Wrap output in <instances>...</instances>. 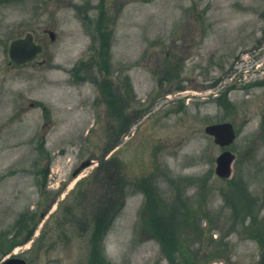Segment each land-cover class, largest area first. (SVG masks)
<instances>
[{
  "label": "rangeland",
  "instance_id": "1",
  "mask_svg": "<svg viewBox=\"0 0 264 264\" xmlns=\"http://www.w3.org/2000/svg\"><path fill=\"white\" fill-rule=\"evenodd\" d=\"M27 33L42 51L14 64L9 44ZM219 121L236 133L228 179L204 132ZM263 253L264 0H0V262Z\"/></svg>",
  "mask_w": 264,
  "mask_h": 264
},
{
  "label": "water",
  "instance_id": "2",
  "mask_svg": "<svg viewBox=\"0 0 264 264\" xmlns=\"http://www.w3.org/2000/svg\"><path fill=\"white\" fill-rule=\"evenodd\" d=\"M41 51V46L34 43L33 37L30 33L26 34L23 38H17L11 41L9 45V57L17 63L23 64L33 60L36 55ZM204 131L213 137L216 144L220 146H228L235 137L233 126L230 122H220L208 124L205 126ZM234 155L229 150L222 151L216 158L215 173L219 177H228L231 174V163ZM89 164V160L84 161L80 167ZM77 169L74 174L79 170ZM0 264H27L23 258L10 257ZM260 264H264V255L260 258Z\"/></svg>",
  "mask_w": 264,
  "mask_h": 264
},
{
  "label": "trees",
  "instance_id": "3",
  "mask_svg": "<svg viewBox=\"0 0 264 264\" xmlns=\"http://www.w3.org/2000/svg\"><path fill=\"white\" fill-rule=\"evenodd\" d=\"M106 193L111 194L110 191L106 192ZM111 200H112L111 196L110 197L109 196L107 197V195L104 196V201H106V203H104L103 206L99 210V213H101V215L97 216V214H96L94 217H92L91 220H92V225H93L92 227H93V231H94L93 233L94 234L97 233L99 231V229H101L104 233L107 230V228L109 227L111 220H112V218H111L112 209L110 207L111 206ZM148 211H149L150 216L156 214L153 210H151V212H150L149 208H148ZM104 217H105V219L103 221H101Z\"/></svg>",
  "mask_w": 264,
  "mask_h": 264
},
{
  "label": "flooded vegetation",
  "instance_id": "4",
  "mask_svg": "<svg viewBox=\"0 0 264 264\" xmlns=\"http://www.w3.org/2000/svg\"><path fill=\"white\" fill-rule=\"evenodd\" d=\"M69 194V193H68ZM62 198H64V196H62ZM98 214V216H100L101 215V213H97ZM107 215V214H106ZM105 219V217L101 220V221H103ZM102 232V230L101 229H99V231L97 232V236H98V238H102L103 237V234L101 233Z\"/></svg>",
  "mask_w": 264,
  "mask_h": 264
}]
</instances>
